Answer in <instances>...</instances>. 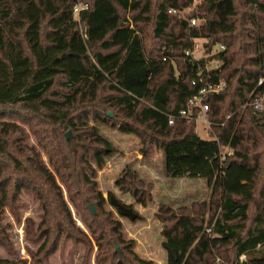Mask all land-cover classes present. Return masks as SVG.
<instances>
[{
	"label": "trees",
	"instance_id": "obj_1",
	"mask_svg": "<svg viewBox=\"0 0 264 264\" xmlns=\"http://www.w3.org/2000/svg\"><path fill=\"white\" fill-rule=\"evenodd\" d=\"M193 1L0 0V248L9 249L2 211L15 212L25 194L43 212L31 230L38 242L45 239L36 262L49 264L71 240L85 247L88 264L92 243L75 226L58 176L69 197L91 193L84 205L70 199L101 264H155L135 253L134 241L104 212L96 177L116 149L89 125L94 121L161 149L169 178L211 186L204 212L159 206L167 264H264V189L255 199L264 169V112L251 106L264 96V0H202L184 12ZM200 40L210 59L186 54ZM209 60L218 65L208 68ZM202 83L226 85L204 101L211 140L180 115ZM14 119L29 127L48 164ZM68 131L71 142L63 137ZM143 183L128 171L117 185L147 207L151 195ZM0 264L12 263L0 257Z\"/></svg>",
	"mask_w": 264,
	"mask_h": 264
},
{
	"label": "rangeland",
	"instance_id": "obj_2",
	"mask_svg": "<svg viewBox=\"0 0 264 264\" xmlns=\"http://www.w3.org/2000/svg\"><path fill=\"white\" fill-rule=\"evenodd\" d=\"M201 1L194 0L193 6L184 12L190 13L197 5L202 3ZM241 1L243 2V0ZM204 44L205 41L203 40L197 42L194 50V56L197 59L204 57L210 59L212 56V54L211 56L206 54L203 47ZM217 51L218 49L213 53ZM210 61L208 62V68L218 65L216 62ZM87 111L90 112L91 110ZM14 120L28 135L26 143L29 146H35L44 161L48 164L46 154L39 146L29 127L17 119ZM89 125L95 126L99 133L111 141L116 149L115 154L107 159L106 164L96 177L98 189L107 200L104 206L105 214L109 215L108 217L112 221L121 224L124 239L126 241H134V251L140 258L152 261L155 264H167L168 253L163 246V237L161 236L162 224L158 219L159 206H169L176 213H188L197 210L204 212V209L200 205L203 203L207 205L211 201V186H208L207 182L201 179L169 178L165 172L164 155L161 149L154 146H144L138 137L122 133L119 127L114 126L113 123L103 124L101 122L90 121ZM66 133L63 134L64 138ZM197 133L202 139L211 140V131H208L203 125H198ZM73 137L72 133V139ZM145 147L146 153L143 154L142 150H145ZM128 171L136 174L144 182L142 188L150 193L151 200L147 207L138 204L129 193L121 191V188L117 185V182ZM56 179L61 187L65 203L71 213L75 226L83 231L92 243L93 250L89 255L88 264H101L97 259L100 254L99 248L96 246L85 224L83 215L70 199L71 196L69 197L66 186L60 181L58 176H56ZM262 189H264V169L258 172L255 199L260 200L262 198L260 194ZM90 195V192H85L81 197L73 196L71 198L84 205V199L88 196L90 197ZM112 197L132 209L138 215V218L131 221L121 216L110 203ZM20 199V208L15 212H12L9 208L2 211L1 222L5 226V233L8 236L7 243L9 249L0 248V257L12 264H39L36 262L35 256L38 255L45 239L38 242V239L32 234L31 230L37 231L43 212L39 208L38 202H35L32 197L24 194ZM254 212L255 206L251 204L249 218L245 224L247 227H250L252 224ZM120 249L122 251V248L119 246ZM85 256L86 249L83 245H75L71 240H67L63 245H60L57 252L50 258L49 264H83ZM122 256L126 257V254L123 252Z\"/></svg>",
	"mask_w": 264,
	"mask_h": 264
},
{
	"label": "built area",
	"instance_id": "obj_3",
	"mask_svg": "<svg viewBox=\"0 0 264 264\" xmlns=\"http://www.w3.org/2000/svg\"><path fill=\"white\" fill-rule=\"evenodd\" d=\"M79 11V9H77ZM176 11H170V13H175ZM191 26H196L197 21L191 20L190 21ZM225 48L223 46L220 47L219 50H224ZM187 55H194V52H186ZM214 54V53H213ZM166 58H164V61ZM262 81L260 82V84ZM203 84V83H202ZM226 88L225 83H204L201 87L199 93L197 96L193 97L191 101L189 102V108L188 110H184L180 113L182 118H185L189 121H194L198 125H203L208 129V131H211L212 123L208 119V112L209 107L204 103L207 96L210 95H216L221 93ZM252 108L257 113H263L264 112V96H262L259 99H256L254 102L251 103ZM194 113H197L196 116H194ZM173 119H170L169 123L173 124ZM246 261V256H241L239 258V262Z\"/></svg>",
	"mask_w": 264,
	"mask_h": 264
},
{
	"label": "water",
	"instance_id": "obj_4",
	"mask_svg": "<svg viewBox=\"0 0 264 264\" xmlns=\"http://www.w3.org/2000/svg\"><path fill=\"white\" fill-rule=\"evenodd\" d=\"M108 115L110 117H112V114L110 112L108 113ZM65 137H66V140L68 142L71 141L72 140V132L68 131L66 133ZM110 203H111V205L113 207H115L117 209V211L119 212V214L121 216L126 217V218L130 219L131 221H134V220H136L138 218V215L132 209H130L129 207H127V206H125L123 204H121L115 198L112 197L111 200H110ZM90 209H91L92 213L94 215H96L95 208L92 205H90ZM116 250L119 251V247L118 246L116 247Z\"/></svg>",
	"mask_w": 264,
	"mask_h": 264
}]
</instances>
